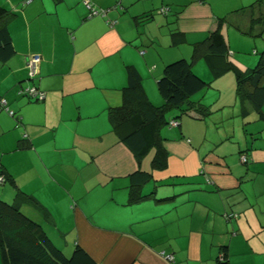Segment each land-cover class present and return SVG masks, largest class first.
Instances as JSON below:
<instances>
[{"label":"crops","instance_id":"crops-1","mask_svg":"<svg viewBox=\"0 0 264 264\" xmlns=\"http://www.w3.org/2000/svg\"><path fill=\"white\" fill-rule=\"evenodd\" d=\"M248 1L258 0H0L10 13L13 47L8 59H0V98L8 107H0V172L6 177L0 198L11 200L16 191L31 196L49 218L32 205L26 213L65 255L79 245L96 264H264V124L246 129L244 117L242 130L251 140L242 131L238 142L228 136L206 144L204 116L171 111L178 125L160 128L167 160L156 170L153 150L138 160L108 115L123 103L130 69L148 101L162 105L156 82L163 67L189 60L194 44L222 16L236 14L249 27L264 5L249 12ZM161 7L167 14L157 12ZM230 26L220 25L227 39ZM237 30L247 47L228 42L227 59L240 61L241 50L258 54L264 48L260 23L255 35ZM260 36V44L248 38ZM32 54L39 56L38 73L29 78ZM217 61L202 57L193 70L221 83L219 94L229 96L224 84H232L239 110H256L238 97L235 76L213 75L210 63ZM32 85L45 93L43 100L21 93ZM259 109L264 111V99ZM224 143L236 149H220ZM137 169L152 177L141 187L146 197L132 202L129 186ZM223 248L227 259L220 263Z\"/></svg>","mask_w":264,"mask_h":264},{"label":"trees","instance_id":"trees-1","mask_svg":"<svg viewBox=\"0 0 264 264\" xmlns=\"http://www.w3.org/2000/svg\"><path fill=\"white\" fill-rule=\"evenodd\" d=\"M264 5V0H258L248 6L249 12H254V6ZM252 7V8H251ZM241 12V11H240ZM10 13L0 6V59L6 60L13 54L11 39L6 27ZM236 14L219 18L218 27L208 36L194 44L191 58H179L167 63L157 79L156 86L163 98L160 106L152 105L142 91L140 78L134 70H129L128 85L124 89L122 105L109 109V119L114 127L123 128L121 141L139 160L153 150L151 166L161 170L166 166L167 152L161 143L160 128L169 123L173 110H179L180 116L189 111H195L193 117L202 118L210 111L201 103L192 101L190 97L210 85L193 70V64L202 57H213L221 61L210 63L212 73L218 76L226 71L235 73L236 93L243 102H250L256 108L259 119L264 120V111L260 105L264 99V48L260 51L255 65L247 70L237 69L235 62L227 59L228 44L220 29L222 23L231 25ZM260 23L264 28V12L252 17L249 27L239 28L255 35V25ZM235 27V25H233ZM250 110L242 108L241 116L249 115ZM178 121V120H177ZM244 155V154H241ZM240 155V156H241ZM3 184L5 175L0 172ZM152 175L150 171L137 169L131 174L129 200L134 202L146 197L141 194V187ZM206 181H209L207 178ZM26 205L36 207L48 219L43 207L31 196L16 191L11 200L0 198V261L1 264H96L90 255L79 245H75L70 255H65L46 233L42 225L26 213ZM227 259L226 249H222L219 262Z\"/></svg>","mask_w":264,"mask_h":264},{"label":"rangeland","instance_id":"rangeland-1","mask_svg":"<svg viewBox=\"0 0 264 264\" xmlns=\"http://www.w3.org/2000/svg\"><path fill=\"white\" fill-rule=\"evenodd\" d=\"M250 3L251 2H249V1L245 2V4H247V5ZM241 16H243V15H241ZM233 25H235V27ZM236 25H238L239 28H245L247 26L246 24L243 23L242 17H236L234 20H232L231 26L229 28H227V29H229V37H230L229 39L226 38L227 36H226L225 29H222V31L225 35V39H226L227 43L229 42L233 46L247 47L246 44H244L242 41L237 39V37H235V35L239 34V31L237 30L238 28L236 27ZM248 38H249V40H254L258 44H260L263 37L260 36V37H248ZM262 43H264V42L262 41ZM262 48H260L259 51H261ZM253 51L254 50L251 48V50H244L243 49L239 52V57L241 60L235 62L237 69L243 71L246 67V64H248V65L253 64L252 67L255 65V63L257 62V58H258L259 54H253L252 53ZM254 55L256 56V59H254V63H253V59H252L253 57L252 56H254ZM250 65H249V67H250ZM226 72H230L229 76H231V77L235 76V73L233 71H226ZM226 72H224L223 74H226ZM208 75L210 76V74H208ZM218 84H221V83H218ZM218 84L214 85L213 83H210V85L208 87H206L205 89H202L201 91L193 94L190 97L191 100L201 99L200 102L202 103V105H204V106L210 105L211 109H212V110H209L210 112L208 114L204 115V118L202 120H200L201 122H205L206 126H207V128H204V130H202V137H203L204 141L206 142V144H208L207 142H209V141L212 142L214 139H216L218 137H221L222 139L223 138L227 139L228 136H229V139H231L230 141L238 142L240 135L242 134V131H243V136L245 135V137L250 136V133L248 132V134H247V132H246V134H245V131L242 130V124H243L242 118L243 117L240 114L239 106L237 104L238 100H236V101L234 100V102H233V98H232V94H231L233 88H230V86H232V84H230V83L224 84V87H229V96L226 93H223V94L218 93V89L216 88L218 86ZM223 103H225L224 106H223ZM172 112L177 113V115L180 114L179 110H173ZM193 114H196L195 111H189L187 113L185 112V113H183V115L181 114L180 116L181 117L182 116L193 117L194 116ZM168 116H170V113L167 114V117ZM181 117H179L177 119H180ZM244 119H245L244 120L245 124L243 125V127L246 129H249V127H251V126L254 127V123L264 124V120H260L258 118L256 111L250 112V114L245 116ZM249 140H251V138H249ZM253 142L254 141H252V143ZM220 149L234 150V149H236V146H235V144L224 143L223 145H221ZM230 158H236L234 152H232ZM245 162H242V163H245ZM0 264H1V261H0Z\"/></svg>","mask_w":264,"mask_h":264},{"label":"built area","instance_id":"built-area-1","mask_svg":"<svg viewBox=\"0 0 264 264\" xmlns=\"http://www.w3.org/2000/svg\"><path fill=\"white\" fill-rule=\"evenodd\" d=\"M96 11H93L92 13H95ZM160 14H167L168 8L161 7L157 10ZM38 63H39V56L37 54H32L27 61V69H28V76L29 78H33L38 73ZM21 93H23L25 96L31 99L35 100H43L45 98V93L41 90H39L36 86H26L21 89ZM6 105V101L3 98H0V107H3ZM7 106H5L6 108ZM8 108V107H7ZM6 108V109H7ZM12 113V111L10 112ZM170 126H177L178 121L176 119H171L169 121ZM240 160L242 162H245L247 160L245 155H241ZM0 182H3L2 176H0ZM165 258L172 261L173 256L170 254H164Z\"/></svg>","mask_w":264,"mask_h":264}]
</instances>
